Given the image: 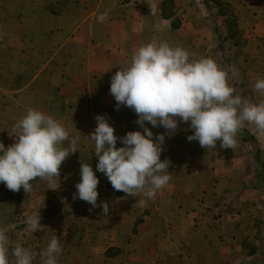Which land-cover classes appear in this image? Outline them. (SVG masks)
Returning a JSON list of instances; mask_svg holds the SVG:
<instances>
[{"label": "crops", "instance_id": "1", "mask_svg": "<svg viewBox=\"0 0 264 264\" xmlns=\"http://www.w3.org/2000/svg\"><path fill=\"white\" fill-rule=\"evenodd\" d=\"M193 2L194 15L211 24L208 29L190 30L189 36L204 41L201 50L225 69V43L233 34L220 27L213 10L228 1ZM166 4L167 0H0V49L15 54L11 62L23 77H13L21 86L5 90L2 98L17 106L16 117L30 108L39 109L59 116L70 136L81 139L94 131L97 115L107 118L118 138L129 131L143 132L133 110L123 105L116 110L110 79L142 45L166 41L182 47L184 15L175 3L169 11ZM228 16L220 15L225 21ZM192 45L184 49L195 53V41ZM228 82L238 83L229 74ZM145 126L154 137L166 131ZM191 132L182 123L174 134L165 136L160 159L170 161L169 183L151 199L137 193L138 200L145 201L146 215L136 224L138 232L132 240L146 245L142 261L264 264V138L246 123L238 132V143L246 153L238 158L230 148H220V142L216 149L196 150L198 141L187 140ZM249 133L260 144L255 151ZM121 146L118 139L117 147ZM124 198L130 199L127 194ZM116 210L112 208L114 216Z\"/></svg>", "mask_w": 264, "mask_h": 264}, {"label": "clouds", "instance_id": "2", "mask_svg": "<svg viewBox=\"0 0 264 264\" xmlns=\"http://www.w3.org/2000/svg\"><path fill=\"white\" fill-rule=\"evenodd\" d=\"M254 88L264 95V79ZM110 94L116 102L134 111L136 124L143 130L129 131L122 137L104 115L96 116V127L88 136L94 141L98 157L95 172L88 164H80L76 195L96 208L99 179L103 173L116 191L149 199L171 180L167 171L170 161L161 160L165 136L174 134L179 124L187 123L202 148L235 149L237 134L247 123L264 134V102L253 103L235 94L228 74L213 59H191L188 50L171 46L166 41L149 42L136 49L130 62L120 67L110 79ZM152 128L163 127L165 133L153 135ZM15 142L10 146L0 142V183L13 191L32 190L33 181H47L48 188L60 187L59 169L62 162L77 152L80 137L70 136L65 126L52 115L39 109H28L12 126ZM123 146L117 147V140ZM67 142V146H65ZM144 204V200L138 201ZM102 213L109 214V204L101 202ZM91 210V209H90ZM39 209L26 217L28 228L41 227ZM7 228L0 227V264H10V240ZM62 253L60 241L53 235L40 253L17 243L11 248L13 264H34L37 255L41 264H58Z\"/></svg>", "mask_w": 264, "mask_h": 264}, {"label": "rangeland", "instance_id": "3", "mask_svg": "<svg viewBox=\"0 0 264 264\" xmlns=\"http://www.w3.org/2000/svg\"><path fill=\"white\" fill-rule=\"evenodd\" d=\"M195 1L201 5H207L206 2L209 0ZM210 1L216 3L218 0ZM226 1H228L227 4H217L216 10H213L215 20L218 21L220 27L233 34L225 43L226 57L222 63L225 68L223 70L238 81L235 84L236 87L233 86L236 90L235 94L246 97L253 103L264 102V95L254 88L257 80L264 79V4L258 0ZM171 3V7L175 3L174 7L177 6L181 15H184L182 16L183 24L181 22L182 36H180L182 48L188 45L193 46V41H195L198 50L190 53L191 58L194 56L198 60L213 58L201 50L204 41L189 36L190 30L208 29L211 21L202 19L201 15H194L195 11L190 9V4L194 3L193 0H167V11L170 10ZM258 6H261L262 15H258L260 10ZM75 7H71L72 11H75ZM222 14L229 15L228 20L225 21V18L220 17ZM13 56H15L13 52L9 53L0 49V142L5 147L15 142L12 126L19 117L13 115L17 106L10 102L12 100L9 98L4 100L2 95L5 90L21 86L19 83H14L13 77L18 75L23 78L22 74H16L15 63L11 62L14 59ZM54 118L61 122L59 116ZM261 135L264 138V134ZM247 137L254 151L259 149L260 144L254 139L253 134L249 133ZM237 140H239L238 134ZM198 149H201L200 152L207 150L201 146L196 147V150ZM77 150L62 162L59 169V180H57L60 187L57 190L47 189V181L42 179L33 181L32 190L26 193L23 188L13 192L0 183V227L8 229L6 234L10 240V264H13L14 260L11 256V248L17 243L40 253L46 248L53 235L58 237L62 247V253L57 258L58 264H146V259L145 263L142 261L145 256L142 250L146 248V245L132 240L138 232L136 224L146 215L143 204L138 202L139 197L129 196V201L126 200L125 193L114 190L107 177L103 173L96 172L99 179L98 206L93 209L89 203L78 197L74 199L77 192L75 185L80 180V164L88 163L94 172L97 164L94 162V159H97L94 155V142L89 137L80 138ZM231 151L232 155L238 153L236 154L238 158L246 153L239 143ZM130 201L134 203L129 205ZM101 202L109 204L107 216L102 213L99 206ZM114 207L118 208L117 216H114L112 211ZM125 207L130 209L136 207V210L126 212L122 210ZM38 209L41 216V227L32 232L26 225L25 219ZM114 217H116L115 223L111 221ZM152 255L156 257L154 253ZM150 262L160 264L154 258ZM34 264H41L39 255L34 260Z\"/></svg>", "mask_w": 264, "mask_h": 264}, {"label": "trees", "instance_id": "4", "mask_svg": "<svg viewBox=\"0 0 264 264\" xmlns=\"http://www.w3.org/2000/svg\"><path fill=\"white\" fill-rule=\"evenodd\" d=\"M216 35H220L219 32H216ZM219 36H216V42L219 43L220 39L218 40ZM227 72V71H226ZM228 74V72H227Z\"/></svg>", "mask_w": 264, "mask_h": 264}]
</instances>
